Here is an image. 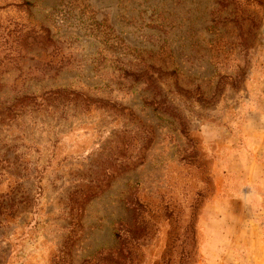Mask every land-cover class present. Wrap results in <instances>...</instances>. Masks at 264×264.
Wrapping results in <instances>:
<instances>
[{"label":"rangeland","instance_id":"rangeland-1","mask_svg":"<svg viewBox=\"0 0 264 264\" xmlns=\"http://www.w3.org/2000/svg\"><path fill=\"white\" fill-rule=\"evenodd\" d=\"M0 264H264V0H0Z\"/></svg>","mask_w":264,"mask_h":264}]
</instances>
